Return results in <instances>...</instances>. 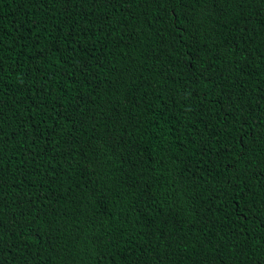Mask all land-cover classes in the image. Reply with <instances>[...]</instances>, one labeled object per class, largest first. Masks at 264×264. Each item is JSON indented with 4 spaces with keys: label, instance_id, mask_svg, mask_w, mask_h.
Instances as JSON below:
<instances>
[{
    "label": "trees",
    "instance_id": "trees-1",
    "mask_svg": "<svg viewBox=\"0 0 264 264\" xmlns=\"http://www.w3.org/2000/svg\"><path fill=\"white\" fill-rule=\"evenodd\" d=\"M0 264H264V0H0Z\"/></svg>",
    "mask_w": 264,
    "mask_h": 264
}]
</instances>
